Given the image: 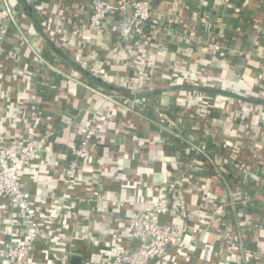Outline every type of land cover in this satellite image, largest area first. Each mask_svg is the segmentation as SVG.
Instances as JSON below:
<instances>
[{"label":"crops","instance_id":"1","mask_svg":"<svg viewBox=\"0 0 264 264\" xmlns=\"http://www.w3.org/2000/svg\"><path fill=\"white\" fill-rule=\"evenodd\" d=\"M23 1L34 15L21 12L19 29L25 41L10 28L3 43L0 131L9 138L51 131L47 150L31 166L21 167L20 176L41 223L56 237L49 248L35 242L25 264H51V251L59 254L55 264H72L73 255L81 258V264H103V255L114 243L135 246L133 241L127 244L130 214L146 209L143 201L154 187L177 178L178 154L185 153H179L182 148L174 136L168 139L163 134L166 125L160 108L174 122L169 135L179 134L195 144V128L203 135L250 142L257 131L263 133L257 139L263 148L255 149V154L264 158V0H233L229 6L217 0H182L177 8L171 0H159L154 9L157 24L148 25L147 46L122 43L111 28L101 35L92 32L86 26L88 0ZM17 3L0 0V21L5 5L15 9ZM159 43L163 47L157 49ZM129 61L135 63L133 67ZM172 63L178 73L172 71ZM134 69L145 78L152 75L142 93L148 101L140 113V104L131 111L125 108L133 96ZM85 74L100 82H90ZM208 88L227 90L239 98L207 93ZM101 93L118 95L119 102L105 101ZM201 96L219 100L215 108L201 110L199 118L190 109ZM180 110L186 112L181 117ZM92 122L96 149L64 189L61 169L69 147L79 139L77 128ZM139 141L145 143L142 148ZM207 149L217 163L219 152ZM192 175L183 195L188 217L197 225L210 212L201 194L207 173L196 169ZM257 176H262L261 164L253 165L243 186L245 191L254 190L245 207L226 209L208 232L195 228L192 237L173 241L150 264H264V178ZM232 187L230 179L213 180L210 190L218 202L227 201ZM231 233L237 241H246L242 245L250 261L231 252L224 241ZM27 235L22 213L0 198V264H5V241L24 243Z\"/></svg>","mask_w":264,"mask_h":264},{"label":"built area","instance_id":"2","mask_svg":"<svg viewBox=\"0 0 264 264\" xmlns=\"http://www.w3.org/2000/svg\"><path fill=\"white\" fill-rule=\"evenodd\" d=\"M159 0H88L86 14V26L92 32L101 35L107 32L110 28L119 36L122 43L127 41L148 45L149 30L157 24L155 15V5ZM182 0H171V6L177 8ZM220 5L229 6L233 0H217ZM245 3L252 0H242ZM4 19L0 21V57L6 53V48L3 43L10 28H14L18 36L25 41V34L19 29V24L22 21V13L5 5L3 9ZM162 46L159 43L157 49ZM94 54V52H92ZM38 60L40 56L38 55ZM134 62L129 61L131 67ZM173 72L178 73L174 63L171 65ZM153 71H157V66L153 67ZM142 72L134 69V84L132 85V98L130 104L126 105V110L131 111L134 104H140V113L143 107H146L148 98L142 93L150 86L152 75L145 78ZM101 74H104L101 72ZM102 76V75H100ZM105 77V75H104ZM149 81H148V80ZM105 101H118V95L101 93ZM193 95L188 94L187 98L192 99ZM199 102L190 109V112L197 114L201 118V110L215 108L218 103V98L210 96H201ZM211 99V100H209ZM221 103V102H220ZM238 112V111H236ZM186 112L180 110L178 116L181 117ZM159 116L163 118L166 129L163 130L168 139L174 136L181 146L184 154H178L180 160V172L177 178L167 182L163 187H154L153 194L145 197L143 204L146 209L143 212H135L130 214L126 231L128 233L129 242H135V246L122 247L121 243L114 245L105 252L102 259L103 264H150L158 258L162 251L169 246L173 241L180 238L192 237L194 229H199L204 233L208 232L211 224L216 220L217 216L223 215L227 209H237L247 205L249 194L254 190L245 191L244 184L252 176L253 165L261 164L262 176L264 178V161L255 154V149H262L260 140L263 133H259L253 141H245L242 137H215L211 133H205L194 129L197 143H191L185 140L179 134L169 135L173 133L174 122L168 116L165 108L159 109ZM91 124H83L77 128L79 139L69 147L68 158L61 169L63 187L66 189L74 181L77 170L80 164L91 158L96 149L97 141L95 139L96 128ZM171 130V133H170ZM262 132V131H261ZM6 133L0 131V198L8 200L13 209L18 210L23 215L24 224L27 228L28 235L26 242L15 243L12 240H7L4 243L2 257L5 264H25L29 258L35 242H40L45 248H49V243L56 238L51 233V229L45 227L40 221V213L31 201V195L24 189L20 168L31 166L41 153L45 152L48 147L49 139L52 135L51 131L41 132L36 137L25 138H9L4 136ZM7 135V134H6ZM137 141V139H135ZM212 141V142H210ZM139 147L142 148L145 143L139 141ZM208 147L216 149L220 156L217 158V163H213L210 159ZM180 153V152H179ZM256 159L253 161V156ZM264 159V158H262ZM205 170L207 180L202 185V195L205 196L208 202L206 211H210L207 217L203 220L198 219L197 225H193L188 217V204L184 198L183 190L186 182H192L194 170ZM232 180L233 187L229 190V199L227 201H217L215 195L211 193L210 185L213 180ZM66 192L62 193V199H65ZM95 197L97 191L92 192ZM227 225H230L228 223ZM233 233V231H232ZM231 234L224 236L225 243L228 244L231 252H235L238 259L250 261V253L245 251L241 241ZM56 234L58 235L57 231ZM59 259V254L56 251H51V264H55Z\"/></svg>","mask_w":264,"mask_h":264},{"label":"trees","instance_id":"3","mask_svg":"<svg viewBox=\"0 0 264 264\" xmlns=\"http://www.w3.org/2000/svg\"><path fill=\"white\" fill-rule=\"evenodd\" d=\"M17 9V11H19V12H23V13H26V14H32V15H34V12L29 8V5L28 4H26L23 0H19V3H17L16 5H15V10ZM35 17V16H34ZM85 76H86V78L87 79H89V81L90 82H93V83H99L100 81H98V79H96L95 80V78L94 77H91V76H89L88 74H85ZM92 80V81H91ZM95 81V82H94ZM100 84H104V83H100ZM102 86H107V87H105L106 89H108L110 86L109 85H106V84H104V85H102ZM116 91H118V90H116ZM194 91V90H193ZM206 92L207 93H220V94H223V95H228V96H231V97H233V98H239V96H234V95H229V94H231V93H229V91H227V90H219V89H213V88H208L207 90H206ZM222 95V96H223ZM226 97V96H225ZM178 111V110H177ZM175 140H177V139H175ZM180 153H183V151L182 150H180ZM245 240H243L242 241V243H243V245H245Z\"/></svg>","mask_w":264,"mask_h":264},{"label":"water","instance_id":"4","mask_svg":"<svg viewBox=\"0 0 264 264\" xmlns=\"http://www.w3.org/2000/svg\"><path fill=\"white\" fill-rule=\"evenodd\" d=\"M72 264H81V258L79 256L73 255L70 258Z\"/></svg>","mask_w":264,"mask_h":264}]
</instances>
